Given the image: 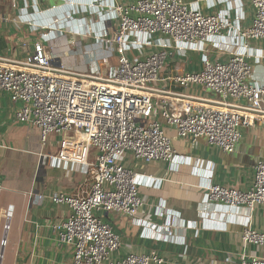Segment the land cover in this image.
I'll return each instance as SVG.
<instances>
[{
  "label": "built area",
  "instance_id": "1",
  "mask_svg": "<svg viewBox=\"0 0 264 264\" xmlns=\"http://www.w3.org/2000/svg\"><path fill=\"white\" fill-rule=\"evenodd\" d=\"M249 1L255 17L252 26L243 28L240 17L233 21L205 14L186 0H137L130 4L91 0L89 22L79 25L84 32L74 31L91 36L115 55V65L104 70L96 61L93 68L78 75L57 64L43 42L36 44L22 65H0V91L22 104L15 112L16 121L36 128L43 146L52 135L63 137L56 153L42 154L49 166L82 172L91 181V187L81 193L59 192L49 197L53 203L71 208L66 220L52 226L61 243L73 246L72 264L165 262L156 251L114 260L121 238L98 214L119 213L137 225L145 224L138 215L144 206L139 183L146 176L128 168L125 160L131 153L145 164L169 161L178 166L188 161L177 154L164 125L174 128L180 138L204 139L227 153L235 152L242 128L258 123L264 126V86L253 79L255 65L264 61V49L251 47L253 42H264V0ZM67 3L73 8L70 19L78 10L77 0ZM27 23L40 28L42 38L51 41L56 28ZM88 24L97 30L89 29ZM224 35L232 37L235 45L224 61H212L205 55L198 72L183 70L180 62L172 64L175 56L206 54L210 46L220 47L214 38ZM149 48L155 51L143 55ZM195 85L221 100L201 94L197 102L192 101L186 92ZM172 86L181 93L174 92ZM230 100L237 107L225 105ZM194 162L197 168L206 165L201 160ZM3 189L0 178V194ZM205 190L204 204L212 211H201L203 216L213 213L224 219L231 211L245 210L243 245L264 247V233L251 227L254 208L264 207V161L257 164L248 190L211 184ZM29 196L44 199L39 193L30 192ZM216 206L227 212L215 211ZM12 209L9 206L8 216ZM146 226L158 238L171 236L170 224ZM5 228L9 230V225ZM240 264H264V256L243 257Z\"/></svg>",
  "mask_w": 264,
  "mask_h": 264
},
{
  "label": "crops",
  "instance_id": "2",
  "mask_svg": "<svg viewBox=\"0 0 264 264\" xmlns=\"http://www.w3.org/2000/svg\"><path fill=\"white\" fill-rule=\"evenodd\" d=\"M136 1L122 0L127 4ZM186 1L205 14L233 21L240 17L243 28L252 26L255 17L249 0ZM90 2L77 0L78 10L69 19L73 8L67 0H0V65H22L39 42L45 43L57 64L62 63L74 71L93 68L96 61L104 70L115 65L117 58L115 62L110 61L114 56L104 51L91 36L74 31L84 32L79 25L86 26L89 22L87 6ZM22 8L26 11L21 13ZM29 21L58 29L51 32V41H46L42 38L43 31L38 27L33 29ZM88 25L89 29L97 30ZM214 43L220 47L210 46L206 54L190 52L184 57L175 56L172 64L180 62L183 70L198 72L205 55L212 61H224L231 47H235L234 39L225 35L214 38ZM73 44L76 47L73 48ZM251 47L255 51L263 50L264 42H253ZM152 51L155 49L149 48L142 54ZM253 77L264 86V61L255 65ZM172 88L174 92L182 91ZM186 93L195 102L201 94L221 100L202 86H192ZM21 105L14 103L8 92L0 91V178L4 186L0 194V253L3 249L0 264H72L73 246L61 243L52 226L66 220L71 208L55 204L49 197L59 192L81 193L91 187V181L82 172L53 168L46 160L39 172L42 154L56 153L60 136L52 135L43 146L36 128L16 121L15 112ZM225 105L237 107L232 100L225 101ZM164 128L177 154L187 157L188 161L178 166L169 161L145 164L131 153L127 154L125 165L146 176L139 183L144 206L138 215L145 224L137 225L119 213H98L121 238V246L112 258L121 260L130 254L156 251L165 260L162 264H240L243 257H263L264 247L242 243L245 210L231 211L224 219L213 213L203 216L201 211H212L204 204L205 187L210 184L240 190L252 187L256 166L264 161V126L258 123L242 128V139L233 153L224 152L204 139L193 142L180 138L174 128L167 125ZM197 160L206 165L197 168L194 165ZM148 177L158 180L154 182ZM30 192L42 194L44 199H31ZM9 206L13 207L10 216ZM215 211L227 212L221 206H216ZM149 223L170 224V238L156 237L146 226ZM7 224L9 230L6 231ZM251 227L264 233L263 206L254 208Z\"/></svg>",
  "mask_w": 264,
  "mask_h": 264
},
{
  "label": "rangeland",
  "instance_id": "3",
  "mask_svg": "<svg viewBox=\"0 0 264 264\" xmlns=\"http://www.w3.org/2000/svg\"><path fill=\"white\" fill-rule=\"evenodd\" d=\"M88 19H90V18H88ZM94 20H95V23H98V19L97 18H94ZM78 21V20H77ZM79 24H80V22H79ZM83 36V35H82ZM78 49V48H77ZM104 51H106V52H109L107 49H103ZM68 54H70V55H72L70 52H68ZM114 57L113 58H110L109 60L110 61H113V62H115L116 61V56L115 55H113ZM116 64V63H115ZM88 68V67H87ZM69 69V68H68ZM79 69V68H78ZM69 70H71L72 72H75V73H77L78 75L79 74H84L86 71H88L89 70V68L88 69H84V70H76V71H74V70H72V69H69ZM218 97H220L219 95H217ZM61 139H63V137H60L59 138V140L58 141H60ZM46 161H45V159L44 158H42V160H41V162H40V164H39V168H40V171L39 172H41L42 171V166H43V164H45L46 165V163H45Z\"/></svg>",
  "mask_w": 264,
  "mask_h": 264
},
{
  "label": "water",
  "instance_id": "4",
  "mask_svg": "<svg viewBox=\"0 0 264 264\" xmlns=\"http://www.w3.org/2000/svg\"><path fill=\"white\" fill-rule=\"evenodd\" d=\"M2 257H3V249H2V251L0 253V261L2 260Z\"/></svg>",
  "mask_w": 264,
  "mask_h": 264
}]
</instances>
